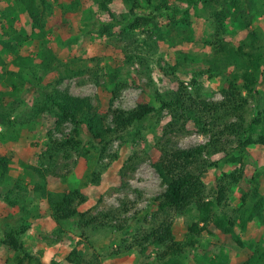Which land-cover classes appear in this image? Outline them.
Wrapping results in <instances>:
<instances>
[{
	"label": "trees",
	"instance_id": "16d2710c",
	"mask_svg": "<svg viewBox=\"0 0 264 264\" xmlns=\"http://www.w3.org/2000/svg\"><path fill=\"white\" fill-rule=\"evenodd\" d=\"M78 1L53 0L59 2L60 9L65 7L64 4L69 5L68 10L74 8ZM14 2L15 7L11 6L0 14V66L5 65L7 56H12L14 66L30 71L32 81L28 80L26 91L31 93L36 90L38 93L31 109L34 118L50 115L57 131L65 123L72 125L69 133L60 139L49 132L45 147L38 156L39 166L27 165L26 170L43 179L59 157L68 159L77 155L101 162L114 140L124 139L130 134L132 151L124 168L134 171L140 162L148 159L164 188L151 200V210L147 214L128 216L133 206L125 201L117 208L91 214L78 210V205L86 201V196L78 189L55 193L48 191L44 185H32V194L44 200L52 219L58 224V233H62L61 224L70 221H76L79 236L85 238L88 229L124 232L115 254L127 252L133 247L145 250L151 246L157 250V260L163 264H182L180 257L186 250L199 249L202 238H211L216 244L197 256V263L228 264L222 248H244L241 234L255 222L264 226V193L260 181L257 177L245 179L242 161L250 147L264 146V104L260 103L256 90L260 80L264 81V30H249L255 19V1L91 0L94 10L90 12V18L94 33L107 39L115 38L114 30L118 29L125 39H130L138 30L150 38L163 41L165 31L176 32L180 26L189 29L194 21L204 18L206 34L203 44L209 48V54L204 59L206 68L200 73L220 77L223 81L219 102H210L201 96V86L196 78L190 80L191 92L183 81L177 80L163 95L156 93L159 107L138 103L131 110L115 108L109 111L108 123V116L98 115L89 98L76 97L58 89L65 79L78 74L69 69L63 70L67 67L59 59L64 51L60 45L55 44L53 50L48 48L32 60L30 55L24 57L21 54L25 43L35 36L43 38L45 35L46 19L55 15L50 0ZM116 7L123 12H117ZM20 15L30 22L29 33L20 25ZM227 21L248 31L242 44L236 48L231 45ZM88 33L92 31L88 30ZM125 58L124 64L127 65H133L135 60L142 63L140 52ZM179 64L167 69L173 74ZM161 70L164 72L165 69ZM81 72L85 73L82 70L79 74ZM121 73L122 67H113L108 82L113 85ZM91 74L98 85L97 75ZM17 78L20 82L26 81L20 71ZM1 79L0 74V83ZM9 80V86L16 90L17 84ZM122 88V84L114 86L112 98H116ZM249 101L254 108L249 107ZM12 111L6 110L5 99L0 96V125L5 129L2 137L16 142L17 135L13 132L20 118ZM163 111L169 117L163 132L165 135L194 131L206 136L207 141L182 149L170 144L167 139L156 142L151 149H145V138L137 127L152 115L160 117ZM134 128L137 129L132 131ZM220 161L235 167L229 173L221 172L215 184L208 187L205 175L209 169L218 168ZM8 163L9 159L0 155V182L8 172ZM98 176L92 173L89 178L97 183ZM243 183L246 187L240 190L239 205L229 212L233 189ZM22 188L27 192L28 187ZM10 193L12 191L4 196L8 205L28 214L23 205L25 200L11 199ZM177 216L192 217V221L185 225L186 232L181 241L176 240L172 230ZM23 220L20 217V221ZM27 230L24 223H19L3 232L1 244L17 254L13 264H60L55 260L57 248L53 252L42 251L37 256L27 251L22 240ZM43 256L48 260L44 261ZM63 261L65 264H100L94 251L79 247L72 249ZM241 264H264V244L255 245Z\"/></svg>",
	"mask_w": 264,
	"mask_h": 264
},
{
	"label": "rangeland",
	"instance_id": "374dc122",
	"mask_svg": "<svg viewBox=\"0 0 264 264\" xmlns=\"http://www.w3.org/2000/svg\"><path fill=\"white\" fill-rule=\"evenodd\" d=\"M254 1L255 19L249 30L263 31L264 0ZM50 3L55 15L54 18L51 16L46 19L45 35L43 38L35 36L25 43L21 47V54L24 57L30 55L29 58L32 60L48 48L53 50L55 44L60 45L64 51L59 55V59L67 67L63 70L69 69L78 74L65 79L58 89L76 97L89 98L93 110L98 115L108 116L107 123L110 119L109 111L115 108L131 110L138 103H149L156 108L159 107L156 93L163 95L175 85L177 80L183 81L191 92L190 80L196 78L201 86L203 98L210 102L221 101L220 89L223 86L221 78L200 73L206 68L204 59L209 54V48L203 44L206 34L204 18L194 21L189 29L180 26L176 32L165 31L163 41H158L155 37L150 38L138 30L134 31L130 39H125L119 34L118 29L114 30L115 38L107 39L94 33L93 20L90 18V12L94 10L91 0H79L70 10L67 4L60 9L59 2L50 0ZM11 6L15 7L14 0H0V14ZM115 10L122 11L118 7ZM19 18H21L20 25L29 33L30 22L21 15ZM226 28L230 33L231 45L235 48L241 45L248 31L230 21L226 22ZM88 30L92 33L89 34ZM125 46H127L126 49ZM137 52H140L142 63L135 60L133 65L124 64L127 55ZM12 60V56H7L4 59L5 65L0 66L2 75L0 96L5 99L6 110L12 109L14 115L20 118V122L16 124L13 132L17 135L16 142L7 141L5 137H2L5 129L0 125V155L9 159L8 172L0 182V241L3 232L9 226L24 223L28 230L22 240L27 251L37 256L42 251L53 252V249L57 248L55 260L60 264H65L64 257L76 247L94 251L99 256L100 264H163L157 260V250L151 246L145 250L133 247L127 252L115 254L124 232L88 229L85 232V238L79 236L80 231L76 221H70L62 223V233H58V224L52 219L44 200L32 194V185H44L48 191L55 193L78 189L86 196V201L78 205V210L91 214L117 208L121 202L125 201L133 206L128 216L147 214L151 210V200L164 188L148 159L140 162L134 171L124 168L126 159L132 151L130 134H127L124 139L114 140L101 162L96 163L89 157L86 159L77 155H72L68 159L59 157L53 166L48 168L50 171L43 179L26 170L27 165L39 166L38 156L45 147L49 132L54 138L60 139L69 133L72 125L65 123L57 131L50 115L43 114L36 118L32 116L31 109L38 93L36 90L31 93L26 91L28 80L32 81L30 71L20 70L13 65ZM34 60L37 61V59ZM176 63L180 64L171 74L167 67L175 66ZM115 66L122 67V73L116 77L112 85L108 81ZM161 69H165L164 72ZM82 70L85 73L79 74ZM19 71L22 72L23 79L26 81H18ZM91 73L97 75L98 85L92 80ZM9 79L17 84L16 90L9 86ZM120 84L123 88L116 98H112L113 87ZM256 90L260 103L263 105V80H260ZM249 107L254 108L251 101H249ZM168 118L167 112L163 111L160 117L152 115L137 127L145 138V149H151L156 142H164L167 139L170 144L182 149L207 141L206 136L194 131L165 135L163 132ZM87 149L84 151H88ZM114 155L115 158H113ZM242 161L245 179L257 177L264 193V146L250 147L248 154L242 157ZM234 167L231 163L220 161L218 168L209 169L205 175L208 187L215 184L221 172L229 173ZM92 173L99 175L97 183H93L89 178ZM22 187H28L27 192ZM245 187L243 183L233 189L229 200V212L238 207L240 190ZM9 191H12L9 195L11 199L17 197L25 200L26 204L23 203V205L28 214L20 213L8 205L4 196ZM20 217L24 219L22 222ZM191 221L190 216L174 218L172 230L176 240H183L186 232L185 225ZM241 237L245 243L244 248L233 249L229 246L222 248L228 264H241L255 245L264 244V226L255 222L247 232L241 234ZM127 244L128 241L125 245ZM212 244H216L214 239L202 238L199 249H188L181 255L182 264H198L197 256L200 257ZM16 256L15 252L0 242V264H13ZM41 258L44 261L48 260L45 256Z\"/></svg>",
	"mask_w": 264,
	"mask_h": 264
}]
</instances>
